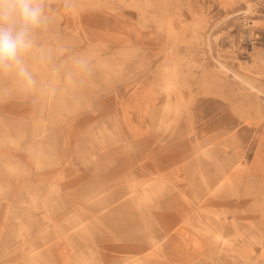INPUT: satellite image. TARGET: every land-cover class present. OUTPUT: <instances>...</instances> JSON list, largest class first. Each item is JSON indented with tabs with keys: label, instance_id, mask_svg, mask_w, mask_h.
<instances>
[{
	"label": "rangeland",
	"instance_id": "obj_1",
	"mask_svg": "<svg viewBox=\"0 0 264 264\" xmlns=\"http://www.w3.org/2000/svg\"><path fill=\"white\" fill-rule=\"evenodd\" d=\"M43 3L47 21L22 57L28 75L0 69V160L19 155L14 165L25 169L7 173L0 164L9 175L0 183V264L113 263L92 245L139 244L107 228L71 247V226L130 214L147 221L146 243V232L183 216L185 198H214L202 208L211 225L223 208L232 218L240 181L214 185L226 176L222 152L244 155L240 187L256 196L264 180V0ZM222 62L239 75L224 73ZM32 174L50 176L35 201ZM256 200L255 221L264 195Z\"/></svg>",
	"mask_w": 264,
	"mask_h": 264
},
{
	"label": "bare ground",
	"instance_id": "obj_2",
	"mask_svg": "<svg viewBox=\"0 0 264 264\" xmlns=\"http://www.w3.org/2000/svg\"><path fill=\"white\" fill-rule=\"evenodd\" d=\"M262 61L263 60H261V62ZM222 68L225 71L224 73H228L229 71L235 72L228 68L223 62ZM235 73L237 76L239 75L237 72ZM251 81L252 84L255 83L253 80ZM256 102L257 99L255 103ZM255 105H259V103ZM1 107L7 113L13 111L9 108V105L5 104L1 105ZM37 137L38 136L33 137L34 139L36 138L35 141H37ZM1 138L7 137L4 136L0 137V139ZM30 143L31 141L29 142V146ZM33 145L30 148H32ZM38 145L40 146L42 144L38 143ZM222 153L223 155L220 159V171L221 175L225 174L226 176L222 175L217 181H215L214 185L217 188L219 184L232 178L237 182L240 181L235 186L234 199L230 202V204H234V211L233 214H231L232 218H229L230 215L227 213L229 209L223 208L219 217H215L213 225H211L209 222L211 221V217L209 215H203L202 208L207 204L212 203L214 198H210L208 201H205V199L202 198H197L195 200L185 198L183 201L185 208L183 216L172 215L166 221V228L164 231L152 229L155 232H146V243H143L141 240L144 236L142 231L143 224L146 222L148 227L147 221L140 220V218L128 214L127 217L119 218L102 217V220L95 224L88 223L89 219L85 221V219H87L85 218L71 226L73 229L71 230V232H73V237H70L72 241L68 244L71 245V247L80 246L84 241L83 238L93 236L95 233L98 234L101 230L107 228H115L116 230L109 232L114 235V238H119L120 240L128 241L131 244L139 245L136 248L128 246L114 248V244H111L112 242H102L104 244L103 246L93 244L92 246L94 247H101L99 253L95 255L96 258H99V260H103L104 262H113L110 264H115V260H121L123 262L128 261V263L133 264L136 262L138 264H264V209L262 207L256 210L259 213V218L256 221L253 220V217H255L253 214L255 211L253 209V204L256 203L257 197L261 198V195H264V180L261 179L262 181L259 183V191H257L255 198L250 190L240 187L241 170L245 167L243 164L244 155L236 154L235 152ZM8 156L10 159L5 155V158H1L0 160V164L2 165L0 166L3 167L6 172L9 171L14 173L25 171V169L21 170L18 166L14 165L23 162V160L19 158V155L15 156L11 154ZM12 157L18 158V161L14 162L11 160ZM6 164H8V168H6ZM232 164H235L236 167L230 169L229 166ZM37 168H40V165L37 166ZM261 172L262 169H256V177H258ZM0 174V183L8 180L9 175L5 172ZM49 177L46 174H32V177L29 178V184H26L27 187L30 188L28 194L30 201L38 199L40 192L37 191L38 189L35 190V188L38 187L39 183H45V179ZM207 192L211 195L216 194L215 190L210 191V189H208ZM90 197H95V194H90ZM87 200L88 199H84L83 202L80 203H89ZM23 201L26 202L27 200ZM65 202H67V205L71 204V201ZM80 207L85 208L86 206H75L70 209H73L72 211L84 210ZM178 218L182 219L181 225H179V228H175V221ZM184 222H187L186 227L182 226ZM255 222L258 224L256 223L254 225ZM188 225H191L192 230L187 228ZM89 226H92V228ZM48 227L49 226H45V228ZM228 227L233 228L229 229ZM79 240H81L82 243H79ZM68 252L66 251L65 254H63V257L69 255ZM121 252H125L124 256H122V254H117ZM50 253L51 251L47 250L48 256ZM93 259L94 256L91 261Z\"/></svg>",
	"mask_w": 264,
	"mask_h": 264
},
{
	"label": "clouds",
	"instance_id": "obj_3",
	"mask_svg": "<svg viewBox=\"0 0 264 264\" xmlns=\"http://www.w3.org/2000/svg\"><path fill=\"white\" fill-rule=\"evenodd\" d=\"M47 21L43 0H0V69L19 68L33 46V32Z\"/></svg>",
	"mask_w": 264,
	"mask_h": 264
}]
</instances>
